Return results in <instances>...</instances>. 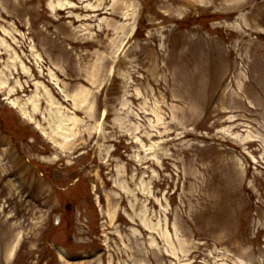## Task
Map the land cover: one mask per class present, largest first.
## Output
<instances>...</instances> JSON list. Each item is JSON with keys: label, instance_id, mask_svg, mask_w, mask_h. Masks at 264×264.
<instances>
[{"label": "rangeland", "instance_id": "rangeland-1", "mask_svg": "<svg viewBox=\"0 0 264 264\" xmlns=\"http://www.w3.org/2000/svg\"><path fill=\"white\" fill-rule=\"evenodd\" d=\"M14 1L0 264H264V0Z\"/></svg>", "mask_w": 264, "mask_h": 264}, {"label": "bare ground", "instance_id": "bare-ground-1", "mask_svg": "<svg viewBox=\"0 0 264 264\" xmlns=\"http://www.w3.org/2000/svg\"><path fill=\"white\" fill-rule=\"evenodd\" d=\"M9 2V1H8ZM7 2V3H8ZM14 7L18 8V11L13 9V16H16L17 18L21 17V14L19 12H23L24 14H32L33 17L34 16H38L37 14H33L32 11H28L25 9L24 4L21 5V1L20 0H15L14 1ZM21 5V7H20ZM51 8H53L51 6ZM57 12H53V14H55ZM54 37H51V35L49 33L44 32L42 34L43 39L47 42H49V45L56 51L63 53L64 48L69 44V45H73V47L77 46V43H74L75 40H77L76 37H74L76 34L72 33L70 34V36H62V32L60 31V26L57 27V31L55 32V34H53Z\"/></svg>", "mask_w": 264, "mask_h": 264}]
</instances>
